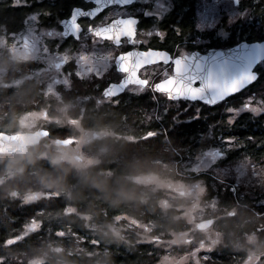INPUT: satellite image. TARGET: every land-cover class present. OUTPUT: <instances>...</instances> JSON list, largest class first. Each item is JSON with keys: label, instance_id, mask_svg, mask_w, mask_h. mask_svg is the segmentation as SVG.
<instances>
[{"label": "trees", "instance_id": "1", "mask_svg": "<svg viewBox=\"0 0 264 264\" xmlns=\"http://www.w3.org/2000/svg\"><path fill=\"white\" fill-rule=\"evenodd\" d=\"M171 1L173 13L161 23L163 30L168 33L161 48L172 52L185 39L190 43L189 48H193L192 42L201 37L196 29L198 0ZM10 5L9 0L0 1V33L3 27L10 30L14 25V12ZM239 9H243L239 14H244L245 21L239 20L235 24L227 40L221 41L206 34L203 37L207 40L206 46L198 45L195 48L228 49L240 42L264 41V0H239ZM175 28H179L181 34L174 32ZM259 74L255 83L248 88L212 107L199 102L170 101L166 98L160 102L163 106H159L158 99L145 94L126 97L116 107L105 106L107 110H94L90 106L93 111L81 122L91 131L105 130L114 134L94 140L84 151L104 161L117 156L121 166L132 161L130 166L137 172L135 179L156 175L171 181H205V200L215 199L218 211L213 215L219 214L222 217L214 226L221 243L204 254V264H264V250H257V245L251 247L243 238L246 234L255 233L257 243L264 241V198L261 196L264 192L261 194L258 190H252L247 194L241 187L233 191L232 185L208 174H200L198 177L197 174H189L192 177H188L182 170V163L221 143L226 153L225 164L249 160L264 165V114L253 116L243 113L229 124L226 113L228 108L241 105L246 93L259 90L264 82V71L260 69ZM13 95L11 87H0V132L12 134L16 131ZM51 136L76 135L69 129L55 135L52 133ZM224 136L230 137L228 143L222 142ZM157 162L167 164L172 171L164 169L163 175L160 174V164ZM44 166L47 167L46 164ZM101 166L116 167L107 163ZM0 181L15 188L12 196L0 191V264H27L29 258L33 259V264H41L42 260L52 264L51 250L60 246L66 250L81 247L89 251L99 249L102 255L107 249L113 264H157L164 253L162 245L156 246L154 242L134 244L131 247L103 242L92 229L82 227L85 222L77 215L99 211L102 218H111L124 212L123 208L107 207L90 194L73 207L72 201L66 196L58 195L51 189H41L30 175L9 181L2 168ZM69 181V191L79 186L74 177H69ZM146 190L151 189L146 186ZM152 193L158 201L163 198L161 192ZM26 194H30L33 200L25 202ZM170 203L177 204L179 208L185 204L183 199L171 200ZM159 204L167 208L166 204ZM179 212L173 208L168 210L167 216L146 213L143 218L167 223L172 215H179ZM32 222L36 223V229L27 231L26 226ZM125 222L121 220V223ZM259 227L263 228L258 231ZM171 229L180 233L185 229V222L182 219L171 221ZM156 232L161 233L158 236L161 241L169 236V232L163 229H157ZM248 250L255 251L252 253L255 256L260 255L259 261L253 259Z\"/></svg>", "mask_w": 264, "mask_h": 264}, {"label": "clouds", "instance_id": "2", "mask_svg": "<svg viewBox=\"0 0 264 264\" xmlns=\"http://www.w3.org/2000/svg\"><path fill=\"white\" fill-rule=\"evenodd\" d=\"M57 111L60 115H47L45 109V119L59 127L68 126L74 119H77L68 116L64 108H58ZM73 126L81 131L80 136L53 137L50 134H44L47 129H44L43 132L29 130L31 135L38 137L35 144L21 147L14 143L9 145L8 151L0 150V168L8 180L15 181L25 175H30L41 189H51L58 195L66 196L72 201L73 207L90 194L101 200L107 207L125 209L124 212L111 218H102L99 211L77 213L85 222L82 227L92 229L101 241L108 244L131 247L134 244L152 242L161 234L156 232L157 229H163L175 237L176 233L171 229V221L187 215V211L181 212L180 215H172L167 223L145 220L143 217L146 213L153 216H167L169 209L175 208L179 212V206L170 202L167 204V208L161 206L152 191L146 190V186L134 178L137 172L134 167L130 166L132 161L121 166L119 158L113 156L106 161L98 158L95 165L83 164L81 156L84 154V145L92 143V141H86L83 138V129L79 121ZM65 139H72L73 143L66 144L64 143ZM104 163L116 167H102L101 165ZM157 163L160 164L158 170L160 174L163 175L164 169L172 171V169H168L167 164ZM45 164L47 167L44 166ZM69 177H74L79 185L72 188L71 191H69ZM173 183L177 185V188L173 189L177 193L173 200H187L189 197L179 192L178 188L188 187L189 194L192 196V209L199 207L197 201L202 193L198 188L185 185L183 181L179 180L173 181ZM0 191L12 196L15 188L11 184L0 181ZM121 220L126 223H121ZM206 239L209 240V243L205 244L201 240L200 245L209 250L221 243L219 236L206 237ZM246 243H256L257 250H264V241L257 243V239L249 240L247 234ZM51 253L52 264H113L107 249L102 255L99 249L89 251L81 247L66 250L60 246L52 249ZM27 264H33V259L29 258ZM41 264H46V262L42 260Z\"/></svg>", "mask_w": 264, "mask_h": 264}, {"label": "rangeland", "instance_id": "3", "mask_svg": "<svg viewBox=\"0 0 264 264\" xmlns=\"http://www.w3.org/2000/svg\"><path fill=\"white\" fill-rule=\"evenodd\" d=\"M9 1H11V4H16L18 3V1L20 4L22 3L20 2L21 0ZM168 3L171 7L170 0H168ZM209 5H211L210 9L208 7ZM148 6V8L152 7L151 4H149ZM167 14H170V9L169 11H167L163 18H165ZM239 20L245 21V17L244 14H239V11H237L234 0H218V2L215 4H213L212 0H198L196 6V25L200 22H203L206 26L202 28L196 27L201 38L195 39V45L204 46L207 40H205L203 37L206 34H211L215 39H220L221 41L227 40L230 30L234 29L235 24ZM27 24L28 23L26 21L24 27H22L18 32L12 31V29L9 30L6 27L2 28L3 34L0 35V61L2 59H6L5 61L8 62L16 60L18 62L28 60L37 61V59L40 58L38 47L35 48V53H32L31 55L24 52L25 47L23 45L22 38H33L36 42H38L40 36L36 34L38 33V30L35 23H32L31 25ZM208 24H211V26H207ZM42 31H44V29L40 30V32ZM45 31L47 32V30ZM146 41L147 39L145 40V42ZM185 50H187L185 46H182L179 49L181 54H184ZM91 51L92 54H90L89 52L87 54H77V62H75L77 63V68L75 71L79 77H85L88 79L96 70L104 71L103 65L107 64L106 62H108V59H106V54L99 50ZM98 56H101L102 60L98 64H96V62H93L92 59H97ZM42 61L45 64H49V62L46 63L47 58L43 59ZM260 69L264 71V63L261 64ZM9 70H11L10 67ZM9 70L7 68H3L0 63V87H7V83L5 82L3 77L7 74L6 71ZM166 71L168 74L170 73V70L165 66L155 67L151 68L147 74L149 76V79L152 80V78H155L157 74H163L164 77V72ZM54 73L55 71L53 67H48L47 65H45L43 68L37 69V72L25 75L23 78L19 79V82H21L23 79H28L29 77H40V81H42L45 86L44 91L46 96H48V99H57V95L55 93V84L53 82V78L55 77ZM158 78L160 79V77ZM60 82H62V80H60ZM63 85L68 87L69 81H64ZM149 89L150 86L148 90ZM153 96L155 97V99L159 100L158 105L163 106V103L160 104V102H162L164 97L157 94ZM245 103H247L248 107L247 109L241 111V108ZM165 104H167V102H165ZM58 108H60V106L56 107V112H58ZM229 109H231V115L227 116V121L229 124L233 123L234 120L243 113H250L253 116L264 114V82L256 92L251 91L249 93H246L245 98H243L242 104L237 108H228L226 111L227 114ZM44 122L47 123V120L43 118L41 112L26 114L21 120L22 127L26 128L27 130L32 129L34 125ZM71 127L73 129H76L74 126L69 125L67 127V130ZM105 136H114V134L110 131L99 132V136H93L90 133L83 134V138L86 141L91 140L92 143L94 142V140ZM90 144L91 143H86L84 145V148ZM222 145L223 144L221 143L220 145H217L218 147L209 148L208 150L195 155L191 160L182 163V170L185 172V174H188V177H192L189 174H197V177L200 174H208L221 182L232 185L233 191H236L237 188L241 187V190L243 188V191H247V194L251 193L252 190H258L259 192H261V194H263L264 165H257L249 160H244L233 164H225L224 159L226 157V153ZM83 153L84 154L81 156L83 164L94 165L96 163V155L87 153L86 151H84V149ZM216 153H218V155H214ZM136 180L147 186L155 193L161 192L163 198L160 199L159 202L162 205H167L171 200H173V197L177 195V193L173 191L174 188H177V185L174 184L171 180L161 179L156 175L139 176L136 178ZM184 184L188 186H194L198 188L199 192L202 193L197 201L199 207H196L194 210L192 209V196L189 194L188 187L181 186L178 188L179 192L189 197L187 200H183L185 204L179 208V215L181 212L187 211V215L180 216V219L185 222V229H183V231L180 233H176L175 237L169 234V236L164 239V241H161L159 237L152 241L156 246L162 245L164 249V253L160 256L157 264H204V254L213 250V248L218 245L217 244L216 246H214L211 250L200 245L201 240H203L205 244L209 243V240L206 239V237H220L215 227H208L204 230L196 229L197 224L205 220H209L213 216V214H216L218 211L215 199L205 200V196L207 194L205 181L203 179H199L196 181L184 182ZM24 196L25 202H30L33 200V197H31L30 194H26ZM261 196L264 198V195ZM216 217L219 218L222 217V215L220 216L219 214H217ZM36 227L37 225L35 222H32L26 226L27 231H32L36 229ZM262 228L263 227H259L258 229L261 230ZM243 238L246 239V236H243ZM247 239H257V235H247ZM173 240H175V242H172ZM249 245L253 247L256 246V243H250ZM248 253L252 254L255 253V251L248 250ZM251 257L259 261L260 255L255 256L252 254Z\"/></svg>", "mask_w": 264, "mask_h": 264}, {"label": "flooded vegetation", "instance_id": "4", "mask_svg": "<svg viewBox=\"0 0 264 264\" xmlns=\"http://www.w3.org/2000/svg\"><path fill=\"white\" fill-rule=\"evenodd\" d=\"M20 2L22 3L20 4L18 1V3L16 4H11V1H9V3L11 4L10 6L12 7L14 12L13 13L14 16L12 18V22L14 23L12 27V31L15 32L20 31V29L24 27L26 21L28 23L27 25H31L32 23H35V21L30 19L28 14L34 12V10L38 7H44L51 10L52 15L42 18L43 24L47 26L50 24H54L57 17H59L60 19L66 17L73 9V7L83 6L84 0H21ZM170 2H171L170 13H173L174 6L171 0ZM25 4L30 5V7H22V5ZM15 5H21V7H17ZM148 5L149 4L138 2L131 4L128 8V11L135 12V14L140 18L138 31L145 29L146 27L150 26L153 23L154 17L145 16L143 12L135 11L137 9L148 8L149 7ZM88 7H91V5H89ZM169 15L170 14H167L165 18H163L160 21V24L162 23V21L164 22V20L168 18ZM80 23L82 25H85L87 23H90V21H87L86 19H81ZM175 25L172 27H175ZM41 29H44V31L40 32ZM45 30H47L48 32V31H54L55 29H46L44 27H40L38 29V33H36L40 35L38 42H36L33 38L31 39H28L27 37L22 38V42L25 47L24 52L26 54L31 55L32 53H35V48L38 47V53L40 58H38L37 61L28 60V61L18 62L16 60V61L8 62L5 61L6 59H2L0 61L1 66L3 68H7L8 70L9 67L11 68V70L6 71L7 74L3 78L7 83L6 85L7 88L11 87L13 89V94H14L13 102L16 105L15 107H13L14 115H15L14 119H15L16 131L12 134L30 133L29 130L22 127L21 120L23 119L24 115L33 112H41L43 118L45 119V115H46L45 109L47 110V115H59V112H56V107L60 106V108L62 107L66 110L68 116L77 118L71 122L70 125L73 126L78 121L81 124L82 120L85 119L86 115L89 114L90 111L92 112L93 109L99 110L100 108H103L107 110V107L105 106L111 108L116 107L126 97L128 98L138 97L145 94H149L153 96L159 94V93H153L150 89L148 90V88H145L143 91H140L135 85H130L128 90L124 91L120 95L105 97L103 95L104 91L102 90L104 86L109 82H118L121 74L117 73L114 67H110L109 64L110 68L108 71L106 68H104V71L98 70V71L107 72L103 79L96 78L95 73L97 70L93 72L92 76L88 79L85 77H79L75 71L77 68L76 67L77 63H73V61L77 62L76 57H78L77 54L79 53L87 54L89 52L90 54H92L91 50L102 51L104 54H106V59H108V62H110L112 58L115 57L116 55H119L121 52L127 50L142 51L151 47L157 50L169 51L166 48H161L165 39L164 40H158L154 38L148 39L146 36L138 35L137 36L138 39L142 41H145L147 39L149 42L147 43L146 41L145 43H141L138 45H131L128 44L127 42H123L121 46L114 47L108 41H102L99 37L95 35L80 33L78 40H74L72 36L69 35L64 41L61 42L62 46L60 50H57V47L54 46V43L49 41ZM165 32L168 35L167 31ZM1 34H3V32H1L0 35ZM189 44L190 43L188 42V40L185 39V41L176 45L174 51L172 52L169 51V52L173 56H175L177 55V51H176L177 48L180 49L182 46H185L187 48L189 54L193 52L205 54L213 49L225 50L218 48H208L202 50V47L204 46H202L200 49H197L195 47H198V45H195V41L192 42L191 44L193 45V48H189L190 47ZM181 55H185V53ZM45 58H47L46 63L49 62V64H45L42 61ZM101 60H102L101 56H98L97 59H92V61L96 62V64H98ZM261 64L255 69V72L258 74V77L260 75L259 70ZM45 65L54 68L55 77L53 78V82L55 84V93L57 95V99L54 98L48 99V96H46L44 91L45 86L43 82L40 81V77L37 78L29 77L28 79H23L21 82H19V79L23 78L25 75L35 73L37 72V69L43 68ZM163 66H165L163 65V63H157V64L149 65L147 66V68L141 67V69L138 71V75L141 78L148 79L149 81H151V83L158 82L160 79L165 78L163 77V74H157L155 78H152V80H150L147 73L151 68L163 67ZM165 67L170 70L169 75H171L172 74L171 65ZM158 77H160V79ZM60 80H62V82H60ZM66 80L69 81L68 87L63 85V82ZM159 95L168 99L165 95L162 94ZM180 100H184V99H180ZM194 102H199V101H194ZM199 103L203 104L202 102ZM90 106H93V109ZM81 126L83 129V134L90 133L93 136H99V132H102V131L94 132L84 127L82 124ZM52 127L54 128V130H50ZM67 127L66 126L59 127L47 121V123L44 122L34 125V127L30 130L31 132H35L37 130L43 131L44 129H47V135L49 134L52 135V133L55 135L57 133L68 131L69 129L67 130ZM70 130L73 135L74 134L78 136L81 135V131L78 130L77 128L73 129L71 127ZM210 219L214 220L211 226L214 227L218 219H220V217L218 218L213 215ZM257 230L260 231L259 229ZM252 235H256V234L253 233Z\"/></svg>", "mask_w": 264, "mask_h": 264}, {"label": "snow or ice", "instance_id": "5", "mask_svg": "<svg viewBox=\"0 0 264 264\" xmlns=\"http://www.w3.org/2000/svg\"><path fill=\"white\" fill-rule=\"evenodd\" d=\"M138 2L151 4L152 7L137 9L135 11L143 12L145 16L154 17L153 23L150 26L139 31L138 25L140 24V18L135 12L128 11L131 4ZM212 2L215 4L218 0H212ZM234 3L238 9L237 11H243V9H239V0H234ZM89 5L91 7H88ZM15 6L21 7V5ZM22 7H30V5L25 4ZM208 7L210 9L211 5ZM169 9L170 4L168 0H84L83 6L73 7L66 17L63 19L57 17L54 24L47 26L43 24L42 18L52 15L50 9L38 7L28 15L37 24V30L40 27L55 29L54 31L46 32V35L49 41L53 42L54 46L57 47V50H60L62 46L61 42L69 35L74 40H78L80 33L95 35L102 41H108L114 47L121 46L123 42L131 45L145 43V41L137 38L138 35L164 40L167 34L163 31L164 28L161 26L160 21ZM81 19H86L90 23L82 25L80 23ZM205 26L203 22L196 25L197 28ZM207 26L210 27L211 24ZM173 31L181 34L179 28H175ZM176 51L177 55L175 56L169 51L157 50L151 47L142 51L127 50L121 52L119 55L113 57L110 62L103 65V68H106L107 71L110 67H114L115 71L121 74L118 82H109L104 86L102 89L104 94L106 96L120 95L128 90L130 85H135L140 91L150 86L153 93L165 95L169 100L198 98L202 102L213 103L218 95L221 100L226 99L242 90L243 86L254 78V73H241L235 78H224L228 70L225 62H214L216 65L215 71L208 69L207 74H205L199 58L194 59L193 55L189 54L187 50H185V55H181L179 48ZM157 55L163 57L158 63L162 62L165 66L171 65L172 74L169 75L166 71L164 72L165 78L151 83L148 79L141 78L138 75L142 64L140 58ZM246 55L251 57L253 54L250 52ZM147 66L146 63H143L144 68H147ZM106 73L96 71L95 75L97 79H103ZM238 80L241 83L240 87L237 88L235 85ZM197 81H200L198 86H196ZM207 89H212L213 91L209 93L206 91ZM216 102L220 101L216 100ZM247 107L248 105L245 103L241 111L247 109ZM228 115H231V109L228 110ZM229 140V136L222 138L223 143H228ZM214 155H218V153Z\"/></svg>", "mask_w": 264, "mask_h": 264}, {"label": "water", "instance_id": "6", "mask_svg": "<svg viewBox=\"0 0 264 264\" xmlns=\"http://www.w3.org/2000/svg\"><path fill=\"white\" fill-rule=\"evenodd\" d=\"M250 52L253 55L251 57H248L246 54ZM191 54L193 55L194 59L199 58L201 60L202 68L205 74H207L208 69H212L213 71H215L216 65L214 62H225L227 64L228 70L224 76V78H227V79L235 78L239 76L241 73H254V78L250 82H248L246 85H244L242 90L226 98L228 99L240 93L241 91L245 90L250 85L255 83V81L257 80L258 74L255 72V69L261 63L264 62V41L254 42V43L240 42L237 45L231 48L225 49V50L213 49V50L208 51L205 54H200L197 52H193ZM140 59L142 61L141 67H143V63H146L148 66L157 64L159 60L163 59V57L157 55L153 57H141ZM196 83H197L196 86H198L200 81H197ZM240 83L241 81L238 80L235 87L237 88L240 87ZM206 91L211 93L213 90L207 89ZM103 95L105 97L113 96V95L106 96L104 93ZM226 99L221 100L219 95L216 97V100L220 102ZM176 100H180V99H176ZM176 100H172V101H176ZM184 100L191 101V102H194V101L202 102L198 98L197 99H184ZM216 100H214L213 103H206V102H202V103L204 105L212 107L216 105L217 103H219V102H216ZM44 134L47 135V132ZM37 139L38 137L31 135L30 133L7 134V133L0 132V150L8 151L9 145L14 144V143L18 144L21 147H23L24 145H32V144H35ZM64 143L71 144L73 143V140L65 139ZM213 222H214L213 219L200 222L199 224H197L196 229L204 230L212 226Z\"/></svg>", "mask_w": 264, "mask_h": 264}]
</instances>
